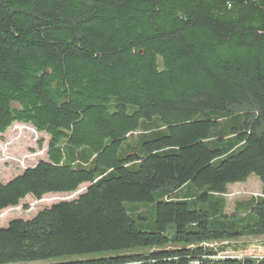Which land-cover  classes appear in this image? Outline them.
<instances>
[{"label":"trees","instance_id":"obj_1","mask_svg":"<svg viewBox=\"0 0 264 264\" xmlns=\"http://www.w3.org/2000/svg\"><path fill=\"white\" fill-rule=\"evenodd\" d=\"M14 124L46 159L0 181V212L87 189L0 228V264H264L223 257L264 236V0H0Z\"/></svg>","mask_w":264,"mask_h":264},{"label":"rangeland","instance_id":"obj_2","mask_svg":"<svg viewBox=\"0 0 264 264\" xmlns=\"http://www.w3.org/2000/svg\"><path fill=\"white\" fill-rule=\"evenodd\" d=\"M41 140L44 143L40 148L39 142ZM47 141L48 138L44 134H39L33 128L23 124H14L5 134H0V181L7 183L26 169L35 167L39 161L45 160ZM86 189L87 185H84L74 194L49 195L40 201L26 198L19 207L0 212V228H6L9 222L16 219L28 220L43 208L55 203L72 201ZM262 193L263 186L254 175L250 176L244 183L228 185L225 195L227 211L230 212L236 203L260 197ZM126 209L130 217H133V212H139L138 210L132 211L133 206L130 205H126ZM143 214L144 217L151 219L149 217L152 214L150 206H146ZM236 243L244 249L228 251L223 255L237 258L264 257V236L241 238Z\"/></svg>","mask_w":264,"mask_h":264},{"label":"built area","instance_id":"obj_3","mask_svg":"<svg viewBox=\"0 0 264 264\" xmlns=\"http://www.w3.org/2000/svg\"><path fill=\"white\" fill-rule=\"evenodd\" d=\"M223 257L230 258V259L237 258V257H230V256H227V255H223Z\"/></svg>","mask_w":264,"mask_h":264}]
</instances>
